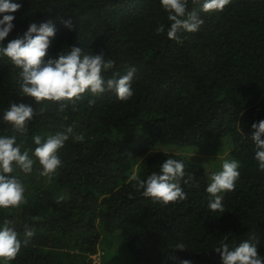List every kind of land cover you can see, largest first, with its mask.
<instances>
[{
	"label": "trees",
	"instance_id": "16d2710c",
	"mask_svg": "<svg viewBox=\"0 0 264 264\" xmlns=\"http://www.w3.org/2000/svg\"><path fill=\"white\" fill-rule=\"evenodd\" d=\"M19 2L5 44L31 23L51 21L56 36L49 55L79 46L114 62L105 78L136 72L128 100L86 91L70 101L36 103L20 92V70L0 58V135H15L23 151L35 149V135L73 129L51 177L40 174L38 161L31 173L10 174L23 184L26 202L0 209V225L10 221L22 241L9 264H222L214 248L225 236L237 246L254 237L264 256V170L250 137L252 125L264 120V0H231L207 14L202 0H189L187 12L204 23L182 33V44L167 29L156 31L170 24L160 0ZM21 102L35 110L23 133L2 119L11 103ZM193 148L214 160L223 151L240 161L234 190L222 193L223 211L208 209L209 175L186 154ZM168 158L185 162L186 198L164 204L143 196L129 177L139 165L145 179ZM99 250L105 254L95 263Z\"/></svg>",
	"mask_w": 264,
	"mask_h": 264
},
{
	"label": "clouds",
	"instance_id": "9594fccd",
	"mask_svg": "<svg viewBox=\"0 0 264 264\" xmlns=\"http://www.w3.org/2000/svg\"><path fill=\"white\" fill-rule=\"evenodd\" d=\"M231 0H202L200 11L203 13L222 12ZM189 0H160L161 7L168 13V26L160 25L156 31L182 44L181 34L197 32L204 23L196 11L187 12ZM19 0H0V58H7L19 69V87L23 96L34 98L36 103L42 101H70L86 91L93 95L112 91L119 100H128L133 94L135 68L125 74L114 73L105 78L104 72L113 68L114 62L106 59L103 53L85 52L79 46H72L56 55H49L52 39L56 36V26L51 21L39 25L31 23L23 36L9 40L6 38L15 28L14 13L21 9ZM65 27L71 30V20L64 21ZM63 109L65 104H61ZM35 110L30 104L11 103L3 111L2 119L17 132H25L28 123L34 118ZM251 140L255 145L254 159L258 167L264 170V120L254 123ZM73 129L66 132L33 136L36 145L34 150H23L15 135H0V209L18 207L25 200V188L15 175H10L15 168L24 173H31L38 161L41 175L51 177L61 166L59 151L69 140ZM77 139L82 140V136ZM31 151V155H30ZM35 158V159H34ZM240 161L223 159L221 169L208 177L206 192L210 194L208 209L211 212L223 211L222 193L232 191L240 176ZM139 165L129 177L135 187L142 190L145 197L154 198L164 204L184 200L186 193L181 186L185 176V162L182 159L168 158L160 164L159 171H154L145 179L138 175ZM25 235L31 237L33 232L26 225ZM255 238L243 240L238 246L229 244L228 237L222 239L215 251L219 253L222 264H264V256L258 252ZM26 242V241H25ZM22 241L18 232L10 226V221L0 225V264H9L18 255ZM177 248L184 249L183 245ZM181 264H192L185 259Z\"/></svg>",
	"mask_w": 264,
	"mask_h": 264
},
{
	"label": "rangeland",
	"instance_id": "374dc122",
	"mask_svg": "<svg viewBox=\"0 0 264 264\" xmlns=\"http://www.w3.org/2000/svg\"><path fill=\"white\" fill-rule=\"evenodd\" d=\"M180 152H182V151H180ZM220 152H222V153L216 154V156L219 157V160H214L213 159L214 155H208L209 152L206 153V152H204V150L200 152L194 148L190 151H187L186 154H188L192 158H196L201 163H204L205 166L207 167L208 175L210 176L212 173L219 171L221 169V164H222L223 159L229 158L228 152H223V151H220ZM182 153H184V152H182ZM116 243H119V242H115V244ZM103 254H105V252H103L102 250H99L96 254H94L92 256L94 258V262L95 263H101V257Z\"/></svg>",
	"mask_w": 264,
	"mask_h": 264
}]
</instances>
